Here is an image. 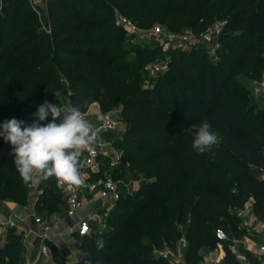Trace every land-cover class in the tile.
<instances>
[{"label": "trees", "instance_id": "obj_1", "mask_svg": "<svg viewBox=\"0 0 264 264\" xmlns=\"http://www.w3.org/2000/svg\"><path fill=\"white\" fill-rule=\"evenodd\" d=\"M116 1L138 26L160 21L173 30L185 24L201 33L214 18L208 11L212 0ZM223 1L218 16L227 18L229 29L215 59L202 47L167 51L168 73L181 80L174 87L166 72L153 76L144 68L160 49L150 42L127 47L123 25L99 0H45L48 28L29 0H1L0 124L13 117L31 123L45 100L61 105L65 82L70 104L81 111L93 102L101 112L121 109L126 127L118 137L121 161L112 173L128 162L132 171L152 177L135 193L122 194L102 233L81 235L92 264H171L154 250L175 247L180 225L186 226L188 263L201 264L199 248L215 246L218 229L244 234L231 206L252 199L264 218V179L250 168L264 170V103L250 102L249 88L237 78L249 74L246 66L264 71V0ZM203 122L220 142L200 154L192 148L189 128ZM10 150L0 137V199L27 204L29 184L22 182ZM39 188L36 209H60L57 179ZM21 247L20 235L9 228L0 259L16 264ZM224 247L225 264H246L227 241Z\"/></svg>", "mask_w": 264, "mask_h": 264}, {"label": "built area", "instance_id": "obj_2", "mask_svg": "<svg viewBox=\"0 0 264 264\" xmlns=\"http://www.w3.org/2000/svg\"><path fill=\"white\" fill-rule=\"evenodd\" d=\"M118 21L124 25H131L132 21L127 16H118ZM211 29V28H210ZM209 29V30H210ZM49 31V29H47ZM220 24H217L210 31H203L197 33L192 27L185 28L183 30H173L163 24H154L147 31L146 36L148 42L164 51L170 49H184L189 50L192 48H199V46L205 48L206 53L212 59L218 56L219 48L222 46L221 35L223 33ZM168 56V55H167ZM161 60H152L145 64V70L151 75L159 73L162 69L168 66L169 56L166 63ZM64 80V79H63ZM260 89L264 93V83L260 84ZM69 106H72L69 104ZM86 115V111H82ZM105 117L104 121H93L98 128L97 142L94 144L90 151H84L80 156V172L84 177L85 183L83 186L75 187L69 184H65L57 180L58 187L62 191L64 202L66 206V215L68 217L76 215L80 209L84 207L85 199L83 192L87 191L91 200L96 198H102V210L89 213L85 217L79 220L78 223L70 226V232H77L78 235H93L94 231L102 233L107 228V215L109 210L116 204L117 200L125 192H129L133 186V181H123L110 172V167L115 166L120 162L122 153L115 152L112 148V141H110L108 133L117 132L120 128L121 118L114 113L113 110L101 112ZM115 153V155H114ZM109 158V162L105 161V158ZM111 159V160H110ZM259 169L260 178L264 179V170ZM102 170V172H100ZM94 173H97L94 175ZM41 192V189H39ZM32 208L31 214L34 216L36 223H44L43 216L39 215L35 209ZM238 212L241 216H247L248 219L255 221L258 220V215L253 208L252 199L245 202L244 205L237 206ZM24 221L19 219L14 213L9 216H3L0 213V238L4 237L5 232L11 228H21L25 231L28 227L24 226ZM48 228V224L45 226ZM96 227V229L94 228ZM259 232L260 238L255 236L237 237L229 236L227 232L222 229H218L217 236L219 238V245L221 242L227 241L229 248L233 251L237 257L243 261L249 260L248 252L253 256H257L260 259V263L264 264V222H261L260 226L255 229ZM44 234L42 237L44 238ZM222 239V240H220ZM164 248H155L156 251L164 254ZM40 252L43 254H49L50 248L46 242H42L40 245ZM221 253L225 256L226 252L221 248ZM223 255L213 259L214 264L223 263ZM29 264H41L40 261H32ZM184 264H188L186 261Z\"/></svg>", "mask_w": 264, "mask_h": 264}, {"label": "clouds", "instance_id": "obj_3", "mask_svg": "<svg viewBox=\"0 0 264 264\" xmlns=\"http://www.w3.org/2000/svg\"><path fill=\"white\" fill-rule=\"evenodd\" d=\"M31 123L15 117L0 124V137L11 145L15 168L24 184L38 185L56 178L75 187L83 186L80 156L97 142V126L77 106H61L45 100L32 113ZM52 119L46 123L48 117ZM97 121L105 117L97 111ZM220 142L209 123L203 122L196 131L192 148L197 153L209 151ZM98 249L103 239L96 241Z\"/></svg>", "mask_w": 264, "mask_h": 264}, {"label": "rangeland", "instance_id": "obj_4", "mask_svg": "<svg viewBox=\"0 0 264 264\" xmlns=\"http://www.w3.org/2000/svg\"><path fill=\"white\" fill-rule=\"evenodd\" d=\"M99 1H100V6L104 10H106L107 12L114 15L116 18V22L118 24L123 25V28L126 31L125 38H126L127 47L133 48V46H135L139 43L141 44V43L148 42V40H147L148 37L146 36V33H147V31H149L150 27L138 26L133 21L131 16H127L126 13L121 12V10L118 7V3L116 0H99ZM29 2L32 4L33 8L38 11L39 17L43 22V27L48 28L47 24H46V19H45V12H46L45 0H43L42 3H37L35 0H29ZM223 2H224L223 0H212L210 5L208 6V11H209V13L214 15V18L212 20V23L204 31H210L217 24H220V26L223 29L222 30L223 32L229 29L227 26V18L225 16H221V17L218 16V13L220 12V9L223 5ZM230 2H231V0H227L226 4L229 5ZM0 6H1V0H0ZM119 15L127 16L132 21V24L129 26V25H124L121 22H119L118 21ZM155 24H163V23L160 21H156ZM185 28H191V26L184 24L178 30L181 31ZM203 49L205 50V48H203ZM167 55L168 54L166 51L160 49V54L154 60H158V58H159V60L166 63V60L168 57ZM245 69H246L245 71H249L248 72L249 74H246L245 72H240L237 74V78L240 79L249 88V90H250V102H254V103H257L258 105H262L264 103V93L260 89V84L264 83V71L259 73L258 71L253 70V69L249 68L248 66H246ZM160 72H162V73L166 72L168 74V78H170L172 80L174 87L177 85V83H179L181 81L179 79V77H177V75H175L174 73H171V72L168 73L169 72L168 66H166ZM148 74L151 75L149 72H148ZM157 74H155L153 76H156ZM145 83H146V85L152 84L150 79L146 80ZM69 93H70V90L68 88V84L64 82L61 85V88L59 91V94L61 97V106H69V104H70V102L68 100ZM113 111L116 115H118V117L121 118V124H120V128L117 132H113L111 134H108V136H109L110 141H112V148L115 149V152L118 155V153H120V152L122 153V150L118 146V137L120 136V133L125 129L126 124L123 121L121 109L119 107H117V108L113 109ZM99 112L101 113V111H99ZM199 127L200 126L197 125V126H192L189 128V131L191 132L193 137H195L196 131L198 130ZM114 155H115V153H114ZM120 161H121V157H120ZM119 164H120V162L113 167H116ZM107 168L110 169L111 168L110 165ZM250 168L252 170L256 171V168L254 166H250ZM154 170H155V168L152 169V172H154ZM109 171L112 172L111 170H109ZM115 176L120 178L123 181H127V182L133 181L132 188L130 189L129 192H125V193H135L137 191V189L139 188V186L141 185V183H143V181H145L147 179H152V177H146L141 173H137L135 171H132L128 162L125 166L119 168L118 170H115ZM29 189H30V202H31L32 199L33 200L36 199L38 197V195L40 194L39 184L38 185H32L29 183ZM83 195H84V199H85L88 196V192L84 191ZM89 198H90V195H89ZM61 199H62V201H57V203L59 205H61L60 209L50 210L49 208H43L42 210L37 211V213L41 216H49L50 212L56 211V210H59L61 213H64L66 211V208L64 205L63 195L61 196ZM6 201H13V200L12 199H0V204L3 202H6ZM13 202H15V201H13ZM15 204L20 205V206L22 205V204L17 203V202H15ZM27 207H28V205H27ZM230 211L233 214V216L237 217L238 222H239V226L242 229H245L244 234H242L241 236H237V237L255 236L257 238H260V236H259L260 233L257 232L255 229L260 226L261 222H264L263 217L258 216V220L252 221V220L248 219L247 216H241L236 207L231 206ZM179 227L181 230V235H180V238H179L175 247H173V248L164 247V249H163L164 254H161L160 252L154 250L155 255L163 256V257L167 258L171 264H184L185 261L188 263L187 250L189 247V242H188L187 236H186V226L180 225ZM217 233H218V230H217ZM97 234L99 235L100 232L97 231L96 235ZM74 238L78 241V243L82 247H84L83 244L86 241L83 237L76 235V236H74ZM220 240H222V239H220ZM221 244L222 245H219V243H217L215 246H211V247L210 246H201L199 248V251H198V262L201 264H214L213 259L217 258L221 254V248L222 247H223V250L226 252V249L224 247V242H221ZM254 257H256V259L260 262V259L257 258V256H254ZM0 260H2V259H0ZM78 263L92 264V260L90 257L83 258V260H81ZM188 264H190V263H188Z\"/></svg>", "mask_w": 264, "mask_h": 264}, {"label": "crops", "instance_id": "obj_5", "mask_svg": "<svg viewBox=\"0 0 264 264\" xmlns=\"http://www.w3.org/2000/svg\"><path fill=\"white\" fill-rule=\"evenodd\" d=\"M100 111V104L93 102L89 109L86 111V116L93 121H97L95 118V112ZM256 173L259 174V169L256 168ZM88 196L85 198V204L79 212L71 217L66 215V211L61 213L59 210L50 212L49 216H43L44 223H36L34 216L31 214L32 208L35 207L36 199H32L27 204L16 205L13 201H6L0 204V213L3 216H9L16 214L19 219H22L24 226L28 227L25 231L21 228H15V232L20 235L21 238V252L16 264H29L32 261H40L41 264H75L83 260V258L90 257V252L82 247L74 236H80L77 232H70L71 225L79 222L80 219L99 211L93 204V201ZM65 201V200H64ZM28 205V207H27ZM65 205V202H64ZM66 208V206H65ZM36 209V208H35ZM36 211H39L36 209ZM48 224V228H46ZM96 229V227H94ZM8 231V230H7ZM7 231L4 237L0 238V246L3 245L7 238ZM97 230L93 234H96ZM45 235L44 238L42 235ZM81 237V236H80ZM42 242H46L50 248L49 254H43L40 252V245ZM223 253L220 254L222 256ZM224 257V255H223ZM246 264H253L250 260L245 261ZM0 264H8L4 260H0ZM222 264H225L224 262Z\"/></svg>", "mask_w": 264, "mask_h": 264}, {"label": "water", "instance_id": "obj_6", "mask_svg": "<svg viewBox=\"0 0 264 264\" xmlns=\"http://www.w3.org/2000/svg\"><path fill=\"white\" fill-rule=\"evenodd\" d=\"M37 3H42L43 0H35ZM93 204L96 206V208L101 211L102 210V198H96L93 200Z\"/></svg>", "mask_w": 264, "mask_h": 264}]
</instances>
